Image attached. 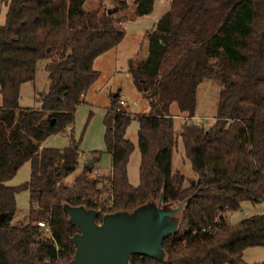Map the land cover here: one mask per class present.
<instances>
[{
	"label": "trees",
	"instance_id": "16d2710c",
	"mask_svg": "<svg viewBox=\"0 0 264 264\" xmlns=\"http://www.w3.org/2000/svg\"><path fill=\"white\" fill-rule=\"evenodd\" d=\"M83 1L9 0L0 25V264L70 260L71 237L79 230L64 204L98 209L95 219L101 222L105 213L132 210L160 195L162 203L184 200L176 230L163 237L165 255L132 254L129 264H259L246 262L243 253L264 246V212L236 223L226 217L244 201H264V0H171L146 34L147 54L128 62L134 80L150 93L149 111L131 113L113 94L103 117L109 175L104 181V175H91L94 165H85L66 184L78 165V142L59 149L40 147L41 141L73 122L98 76L94 59L125 34L107 9L86 10ZM134 3L139 16L153 10L154 0ZM41 59L47 60L48 89L39 105L22 107L20 86L35 79ZM210 77L220 83L214 122L185 119L177 133L171 105L193 117L197 87ZM134 118L137 186L127 175L134 143L126 129ZM178 135L196 175L187 185L172 167ZM27 160L29 178L8 184ZM22 190L29 197L27 221L15 224Z\"/></svg>",
	"mask_w": 264,
	"mask_h": 264
},
{
	"label": "rangeland",
	"instance_id": "374dc122",
	"mask_svg": "<svg viewBox=\"0 0 264 264\" xmlns=\"http://www.w3.org/2000/svg\"><path fill=\"white\" fill-rule=\"evenodd\" d=\"M122 1H83V7L86 10L99 9L101 11L117 7L111 15L116 24L124 27L125 34L116 46L95 58L93 65L98 70V76L86 91L84 98H82L83 101L77 105L73 122L64 130L52 133L41 141L40 147L47 146L59 149L68 146L72 139L78 142V165L63 180L66 184L72 183L75 176L81 172L83 166L91 158L96 157V154H99V159L95 162L94 169L99 171V175H104L102 178L104 181V178L109 175L111 156L105 148L103 117L113 94H118L119 104L120 100L123 101L120 106L131 113H144L150 109V93L134 80L128 70V62L131 59L136 64L146 55L147 31L153 26L155 19L166 11V7L169 8L171 0H155L151 13L140 18L137 17L134 0H124L126 5L119 7L120 4L118 3ZM8 2L9 0H0V25L5 20ZM46 62L47 60L45 59L39 60L35 79L32 82L26 81L21 84L20 106L39 105V98L43 92L47 91L49 84L48 72L44 68ZM219 89L220 83L217 79L210 77L202 80L197 87V105L193 117L187 118V115L180 112L177 103L174 102L170 108L173 114L174 130L179 133L185 119L192 122H199L206 126L211 125L215 118ZM138 128V120L134 118L126 129V137L134 143V149L130 153L127 162V175L129 182L133 186L139 184L140 151L137 144ZM172 167L173 170H179L184 174L185 185L189 182L192 183L196 178L191 161L185 155L182 139L179 135L177 145L173 149ZM29 175L30 161L27 160L8 181V184L16 185L27 180ZM152 203L155 206L159 205L158 200H153ZM28 204V191L22 190L18 192L16 194L17 210L13 219L15 224H23L27 221ZM177 204V202L162 203L161 207L172 210ZM262 210H264V201L259 203L244 201L239 209L228 212L226 221L236 223L244 217L257 214ZM175 214L172 216V219L179 218L180 210ZM243 258L248 263L264 264V246L253 245L247 247L244 250Z\"/></svg>",
	"mask_w": 264,
	"mask_h": 264
},
{
	"label": "water",
	"instance_id": "95a60500",
	"mask_svg": "<svg viewBox=\"0 0 264 264\" xmlns=\"http://www.w3.org/2000/svg\"><path fill=\"white\" fill-rule=\"evenodd\" d=\"M116 8H108L107 13ZM96 161V157L91 158L87 167L92 169ZM152 201L132 210L105 213L101 222L95 219L98 209L64 204L69 219L79 230L71 237L75 251L65 264H129L132 254L162 259L163 237L176 230L180 218L172 216L181 209L184 200L172 210L161 207L162 195L158 206Z\"/></svg>",
	"mask_w": 264,
	"mask_h": 264
},
{
	"label": "built area",
	"instance_id": "2783aa9c",
	"mask_svg": "<svg viewBox=\"0 0 264 264\" xmlns=\"http://www.w3.org/2000/svg\"><path fill=\"white\" fill-rule=\"evenodd\" d=\"M122 103H123V101L120 100V104H122ZM91 175H92V176H98V175H99V171H98L97 169H93ZM37 224H38L40 227H43V228L48 232V234H49L48 226H47V224L45 223L44 220H38V221H37ZM207 230H208V228H203V231H207Z\"/></svg>",
	"mask_w": 264,
	"mask_h": 264
},
{
	"label": "crops",
	"instance_id": "0c3cea01",
	"mask_svg": "<svg viewBox=\"0 0 264 264\" xmlns=\"http://www.w3.org/2000/svg\"><path fill=\"white\" fill-rule=\"evenodd\" d=\"M154 1H155V0H154ZM153 7H154V4H153ZM167 8H168V7H166V10H167ZM150 13H151V12H150ZM142 16H145V15H142ZM142 16L137 15V17H139V18L142 17ZM158 18H159V17H158ZM158 18H157V19H158ZM157 19H155V21H154V23H153V26H152L150 29H148V31H151V30L154 28ZM148 31H147V32H148ZM105 52H106V51H105ZM146 54H147V52H146ZM94 60H95V59H94ZM84 96H85V95H84ZM119 100H120V99H119ZM146 112H147V111H146ZM96 156H97V155H96ZM96 158H97V157H96ZM110 169H111V168H110ZM109 172H110V170H109ZM263 212H264V210L259 211L257 214H259V213H263Z\"/></svg>",
	"mask_w": 264,
	"mask_h": 264
}]
</instances>
